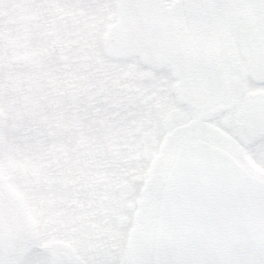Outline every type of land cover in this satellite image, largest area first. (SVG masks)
Returning a JSON list of instances; mask_svg holds the SVG:
<instances>
[{
	"label": "snow or ice",
	"instance_id": "6c2138e0",
	"mask_svg": "<svg viewBox=\"0 0 264 264\" xmlns=\"http://www.w3.org/2000/svg\"><path fill=\"white\" fill-rule=\"evenodd\" d=\"M0 264H264V0H0Z\"/></svg>",
	"mask_w": 264,
	"mask_h": 264
}]
</instances>
